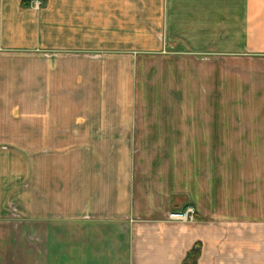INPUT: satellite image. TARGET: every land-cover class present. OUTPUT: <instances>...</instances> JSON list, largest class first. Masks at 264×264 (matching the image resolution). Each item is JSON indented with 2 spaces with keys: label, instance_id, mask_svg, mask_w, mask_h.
Instances as JSON below:
<instances>
[{
  "label": "crops",
  "instance_id": "obj_1",
  "mask_svg": "<svg viewBox=\"0 0 264 264\" xmlns=\"http://www.w3.org/2000/svg\"><path fill=\"white\" fill-rule=\"evenodd\" d=\"M29 1L0 0V264H264V0ZM165 61L199 69L146 84Z\"/></svg>",
  "mask_w": 264,
  "mask_h": 264
},
{
  "label": "rangeland",
  "instance_id": "obj_2",
  "mask_svg": "<svg viewBox=\"0 0 264 264\" xmlns=\"http://www.w3.org/2000/svg\"><path fill=\"white\" fill-rule=\"evenodd\" d=\"M223 67H224V69H226L225 64L223 65ZM174 68L175 69L181 68L183 71L190 69L191 74L197 73L198 69H199L198 62H196V61H190V62L184 61L183 64H181V66L178 64V67L175 66V63L165 61V62H161L160 65L158 66V68H157V71H159L158 75H156L154 73L151 76L148 74H145L144 75V82L148 85L150 84V82H152V84L154 83V85H158V86L162 87L161 84H167L168 80H170V84H171V76H172L171 72L173 71ZM156 76H158V77H156ZM175 80L178 81L179 83H181V81H182V79H179L177 77ZM172 81H173V79H172ZM176 96H174V95L170 96L169 100H177V98H175ZM166 98H167V96H164V95L162 96V100H166ZM6 147L8 148L9 146L5 145V144L0 145L1 149H4ZM14 149H18L17 146H15ZM259 193L261 195V193H262L261 189L259 190ZM12 208L17 209L18 213H19V209L17 207H15V205H14V207L12 206ZM12 214H17V212L12 211Z\"/></svg>",
  "mask_w": 264,
  "mask_h": 264
},
{
  "label": "built area",
  "instance_id": "obj_3",
  "mask_svg": "<svg viewBox=\"0 0 264 264\" xmlns=\"http://www.w3.org/2000/svg\"><path fill=\"white\" fill-rule=\"evenodd\" d=\"M44 6L42 0H30L29 8L34 11H40ZM167 220L172 223L193 224L197 220V212L194 207L188 206L179 212H170L167 215Z\"/></svg>",
  "mask_w": 264,
  "mask_h": 264
}]
</instances>
